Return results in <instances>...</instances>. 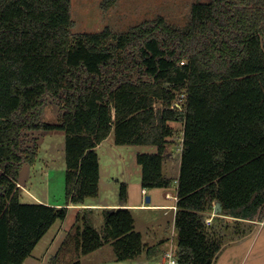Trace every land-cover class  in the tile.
<instances>
[{
    "label": "trees",
    "instance_id": "1",
    "mask_svg": "<svg viewBox=\"0 0 264 264\" xmlns=\"http://www.w3.org/2000/svg\"><path fill=\"white\" fill-rule=\"evenodd\" d=\"M73 25L71 0H0V264H23L72 206L82 208L61 252L74 248L76 259L65 264L107 244L120 261L142 254L126 184L100 229L84 207L99 195L97 149L112 133L118 145L157 148L137 156L143 190L178 180V264H215L227 240L264 218V0L195 3L183 29L162 17L121 34ZM48 98L62 107L59 125L41 121ZM172 122L183 125L177 178L164 172ZM36 130L66 133L63 206L21 202V168L36 161L22 140Z\"/></svg>",
    "mask_w": 264,
    "mask_h": 264
},
{
    "label": "rangeland",
    "instance_id": "2",
    "mask_svg": "<svg viewBox=\"0 0 264 264\" xmlns=\"http://www.w3.org/2000/svg\"><path fill=\"white\" fill-rule=\"evenodd\" d=\"M210 0H119L113 7L105 11L102 8L103 0H71V14L74 22L71 32L96 33L106 27L114 34L127 32L130 28L147 21L162 17L168 24L176 28H186L191 21V10L195 3H206ZM158 107L160 104H156ZM61 105L51 98L46 101L41 121L48 124H61ZM176 130L175 136L168 139L165 159V174L173 178L172 174L177 171L181 157L179 148L182 144L183 125L172 122ZM66 133L63 130L53 131H29L22 140L24 150L35 151L36 161L34 164L25 163L20 172V182L24 186L21 190V202L24 204H65L66 191ZM158 150L148 145H118L115 142V134L104 141L97 152L100 157L102 179L99 195L89 198L91 203L117 204L120 202L121 185H127L128 201L131 203L143 202L145 206L148 196L153 197V203H163L165 194L161 189L148 190L149 194L142 195V167L137 162L139 154H152ZM18 187H20L18 185ZM52 206V205H51ZM118 208V207H116ZM130 209L129 207H126ZM114 209V208H110ZM143 211L133 210L137 219V229L146 230V238L149 240L167 239V245H157L153 256H160L168 252L171 247L177 250L175 233H173V213L164 215V210ZM80 212L72 209L68 217L61 221L53 229L64 225L65 229H71L76 225L77 215ZM101 218L96 217V227L101 228ZM148 226L150 228H148ZM73 231V229H72ZM252 236V235H251ZM252 239V240H251ZM253 241V237L251 238ZM264 240V233L255 237L251 249L246 252H237V244L228 242L224 245L215 264H264V257L259 253L260 242ZM51 243V238L45 245ZM82 258V257H81Z\"/></svg>",
    "mask_w": 264,
    "mask_h": 264
},
{
    "label": "crops",
    "instance_id": "3",
    "mask_svg": "<svg viewBox=\"0 0 264 264\" xmlns=\"http://www.w3.org/2000/svg\"><path fill=\"white\" fill-rule=\"evenodd\" d=\"M100 147V145L98 146V148ZM179 162L180 158H179ZM101 165V163H100ZM101 169V167H100ZM179 171H180V165L177 168L176 172H172L170 171L169 174L173 176V178H177L179 175ZM102 175V169H101V174ZM169 176V175H168ZM101 179L102 176H100V185H101ZM20 186V195L21 190H24V186L22 185V183L20 182L19 184ZM163 190L164 194H165V201L163 203H153V197H151V206H145L143 202L141 203H131L129 201H127V205L125 207H129L132 212L133 210H143V211H147L149 210L148 208H153L150 210H164V215L165 216H169L171 214V212L173 213V222L175 221V212H176V202H177V187L176 184H174L172 187L167 188V189H161ZM146 195L149 194L148 190H146ZM142 195H143V189H142ZM145 196V195H143ZM89 199L86 200L84 207L87 208H93L96 212V215L99 216L101 218V225L103 224V216H102V210L105 208H116V207H120V202L117 204H109V203H91L88 201ZM48 204V203H47ZM52 206H57L60 207L62 206L61 204L55 205V204H51ZM81 209L82 207H75L72 206V209L78 210ZM134 215V214H133ZM214 216V213H213ZM135 218V229L136 231H139L142 233L143 236V242H144V251L142 252V254H140L139 256H137L136 258L133 259H128V260H118L115 256V252H114V248L112 247L111 244H107L105 246H103L102 248L94 251L93 253L83 256L80 260H81V264H161L164 254L165 252L160 255V256H153V252L155 250V248L157 247V245L160 244H164L167 245V239H157V240H149L148 238H146V230L140 231L138 230L137 227V219L134 215ZM58 222V221H57ZM55 223L52 228L46 233V235L40 240V242L36 245V247L34 248L31 256H29L23 264H50V261L52 258L56 257L58 254L61 255V264H65L68 263L72 260L76 259V251L74 250V248L69 249L65 252H61L62 246L66 240V238L68 237L69 233L72 232L73 226L71 227V229H65L64 225H60L59 227H57V231H55L53 234V229L55 228V226H57L58 223ZM148 228H150L148 226ZM173 233H175V239H176V230H175V224H174V228H173ZM264 233V218L261 219V221H257L256 225H254V231L247 236L246 238L234 242L233 244H237L236 247L237 248V252L241 249V251L246 252L247 250L251 249L253 242L255 240V237L260 234L262 235ZM252 235V236H251ZM253 237V241L251 242V238ZM51 238V243H49L48 245H45L47 240ZM251 239V240H250ZM154 249V250H153ZM226 248H224L225 250ZM259 253L262 254L264 257V240L260 242V250Z\"/></svg>",
    "mask_w": 264,
    "mask_h": 264
},
{
    "label": "built area",
    "instance_id": "4",
    "mask_svg": "<svg viewBox=\"0 0 264 264\" xmlns=\"http://www.w3.org/2000/svg\"><path fill=\"white\" fill-rule=\"evenodd\" d=\"M183 98H184V96H181L179 99H177L174 102L172 108H175V107L181 108V102L183 101ZM179 151L180 152L182 151V144H181V147L179 148ZM175 184L177 187L178 186V180L175 181ZM146 194H147L146 190H143V195H146ZM207 222L210 223L211 219H208ZM161 264H178V260L176 258V251L173 247H171V249L164 254V257H163Z\"/></svg>",
    "mask_w": 264,
    "mask_h": 264
},
{
    "label": "water",
    "instance_id": "5",
    "mask_svg": "<svg viewBox=\"0 0 264 264\" xmlns=\"http://www.w3.org/2000/svg\"><path fill=\"white\" fill-rule=\"evenodd\" d=\"M150 202H151V197L148 196V197L146 198V203H147V204H150ZM222 210H223V208H222V204H221L220 202L216 203V205H215V209H214V216L219 215V214L222 212Z\"/></svg>",
    "mask_w": 264,
    "mask_h": 264
}]
</instances>
